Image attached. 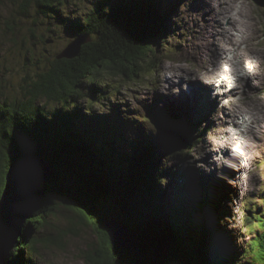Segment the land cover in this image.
I'll return each instance as SVG.
<instances>
[{
  "label": "rangeland",
  "instance_id": "obj_1",
  "mask_svg": "<svg viewBox=\"0 0 264 264\" xmlns=\"http://www.w3.org/2000/svg\"><path fill=\"white\" fill-rule=\"evenodd\" d=\"M96 1L63 0L61 12L70 17L67 24L61 23L57 15L40 14L34 5H31L27 17L20 18L17 22L12 21V8L15 12L21 0L1 1L0 80L4 88L0 95L1 102L7 98L14 100L22 97L20 82L23 78L36 76L38 70L35 64L40 62L44 54L55 59L56 53L71 44L77 34L74 26L91 11L92 4ZM212 1L167 0L168 3L178 4V13L173 17L178 27L176 31L173 29L174 31L165 34L166 39H160L163 42L157 47L158 53L169 51L167 56L160 58V54H151L149 60L142 64L140 76L136 78L138 83H132V78L116 74L113 72L115 69L106 72L102 77L113 87L110 90L106 88V93L100 92L98 99H85L82 104L90 107L88 114L106 118L105 125L90 123L94 131L105 135L108 133L116 140H124L128 144H123L120 151L130 153L149 146L157 153V158L162 161L161 167L168 174L170 172V178L165 181L163 189L168 191L167 198L172 201L168 208L173 212V207H177L174 223H186L190 226L188 231L193 230L194 234L198 233L200 236L209 233L214 256L220 255L215 248L216 239L220 241L222 254L230 256L227 264H247L251 255L257 258L262 256V250L256 246V242L264 236L262 223L258 221L261 217L264 219V111L261 108L264 107V9L256 6L257 0H246L249 5L246 9L256 25L246 41L237 43L233 39L234 45L238 44L240 57L235 59L234 51H229L228 56L235 65L220 62L221 69L216 71V80L211 82L218 89L214 94L211 92L207 100L204 85L210 84V80L204 67L215 71L219 61L213 58L205 66L204 60L214 47H219L215 31L219 33L217 29L229 25L228 21L223 23L216 18L218 6L215 0L214 4ZM259 2L264 3V0ZM233 34L240 38L239 30L233 31ZM46 39L50 43H46ZM229 45L221 49L223 56L233 46L232 43ZM30 49L33 50L35 59H27L28 56H33L27 52ZM217 57L220 60L221 54L218 53ZM249 64L252 71L256 72L253 79L252 76L248 77L247 67H243ZM223 67L233 68L236 76L228 80L227 75L221 73ZM196 81L201 83L203 89L194 88L191 94L194 98H191V84L194 85ZM87 84L88 82L85 83L86 87ZM230 90L234 92L229 94ZM102 93L106 95V100L101 98ZM180 97L184 107L179 103ZM45 101L46 99L41 98L38 103ZM232 101L244 106V109L233 113ZM204 102L207 103L205 111L202 107ZM259 103L261 107L258 106ZM254 105L260 108V112L254 111ZM164 111L172 113L179 126L191 128L188 131L190 144L181 153L172 152V134H175V128L163 127L161 125H166L165 123L159 124L158 121L157 124L155 119L150 120L148 117L155 113L156 120H160V117H167ZM201 112H205V118L201 117ZM248 113L256 116V120L249 126L246 121ZM244 130L247 132L243 143L246 151L245 160H241L239 143L237 139L231 141V135L235 138ZM103 135H98L96 139ZM95 143L101 145L99 140ZM93 159L90 157V160ZM45 161L49 160L41 159V162ZM37 167L38 170L41 168ZM57 180L49 185L54 193L58 191ZM71 187L73 185L68 183L64 188L68 191ZM74 192L72 190L71 193H77ZM65 207H62L61 212L41 219L43 222L36 230V264H89L86 260L87 252L94 251L101 243L93 227L75 215L68 206ZM72 219L80 223L74 230L71 229ZM30 220L37 223L38 218ZM111 244L110 242V247ZM106 246H109L107 241ZM27 254L24 258L30 259V252Z\"/></svg>",
  "mask_w": 264,
  "mask_h": 264
},
{
  "label": "trees",
  "instance_id": "obj_2",
  "mask_svg": "<svg viewBox=\"0 0 264 264\" xmlns=\"http://www.w3.org/2000/svg\"><path fill=\"white\" fill-rule=\"evenodd\" d=\"M62 4L63 0H21L15 12L12 8L10 17L17 22L27 17L34 5L40 14L57 15L61 23L67 24L70 17L61 12ZM173 11L172 7L165 9L158 0H97L74 26L77 34L73 40L86 39L78 56L58 58L62 50L55 54V59L44 54L35 64L36 76H26L20 82L22 97L0 101V197L7 172L15 161L47 158L59 172L58 191L54 193L52 187L46 186V195L36 212L37 223L28 221L24 236L6 264H36V230L43 222L41 219L61 212L65 206L92 226L101 239L94 251L87 252L89 264L228 263L229 255L214 256L207 232L200 236L188 231L190 226L185 222L174 223L177 207H173V212L168 208L172 201L163 189L170 172L161 167L157 153L149 146L130 153L120 151L127 143L94 131L90 123L105 125L106 119L88 114L90 107L82 104L85 99H98L100 92L106 93V88L113 87L102 77L113 69L138 83L142 64L151 54L156 55L160 39L170 31ZM32 51L27 50L33 55L27 57L29 60L35 59ZM1 83L0 80V95L4 89ZM41 98L46 99L45 103H38ZM101 98L106 100L103 93ZM162 122H171L175 126L170 127L180 129L179 137L172 138V152L184 151L191 141V128L179 126L170 113L162 117ZM98 135H103L98 139L101 145L95 143ZM68 183L73 187L66 191ZM72 190L77 193H71ZM108 221L135 232L140 238L138 257L126 255L124 262L116 256L113 245L110 247ZM258 221L264 230V219ZM79 225L77 220H71L72 230ZM256 246L261 248L262 256L251 255L247 264H264V236ZM28 251L30 259H25Z\"/></svg>",
  "mask_w": 264,
  "mask_h": 264
},
{
  "label": "water",
  "instance_id": "obj_3",
  "mask_svg": "<svg viewBox=\"0 0 264 264\" xmlns=\"http://www.w3.org/2000/svg\"><path fill=\"white\" fill-rule=\"evenodd\" d=\"M85 41L84 38L74 40L59 57L78 56ZM172 136L176 137L177 133ZM37 165L41 167L39 170ZM58 177L56 166L50 161L41 162L39 158L16 161L10 167L0 197V264L6 262L11 251L24 236L28 221L35 218L46 195V186L53 184ZM107 230L116 256L123 261L128 258L126 255L139 256L140 238L131 229L108 221Z\"/></svg>",
  "mask_w": 264,
  "mask_h": 264
},
{
  "label": "bare ground",
  "instance_id": "obj_4",
  "mask_svg": "<svg viewBox=\"0 0 264 264\" xmlns=\"http://www.w3.org/2000/svg\"><path fill=\"white\" fill-rule=\"evenodd\" d=\"M213 2V4H214V0L212 1ZM215 2H216V4H217V6H218V11H216L215 12V16H216V18H219L220 19V21H223V23H225V21H228V24L229 25H225V26H223V27H225V28H223V29H217V30H219V33H218V31H215L218 35L217 36H215V38H217L218 40H219V49L217 48L216 49V47H214L213 49H212V52L210 53V55L204 60V64H205V66H206V64L208 63V62H210L211 61V59H213V58H215L214 60L215 61H219L217 64H216V67H215V71L213 70V71H210V70H208L206 67H204V69H205V74L208 76L207 78L210 80V84H207V86L206 85H204V93H206L205 94V98L208 100V98H209V96H210V93L212 92L213 94L214 93H216V91H217V89H218V87H217V85L216 86H213V84H211V82L213 81V80H216L215 78H214V76H215V74H216V71H220V69H221V66H220V62H225V64L226 63H232L233 65H235V62L228 56V52L229 51H234L233 52V54H234V56H235V59H238V57H240L239 56V49H238V44H236V45H234V41H236L237 43H241V41H246L248 38H249V34H250V32L252 31V29H254V27H255V21L252 19V17H251V13L246 9L249 5H247V2H246V0H215ZM170 5H172L173 6V3H170ZM251 9V8H250ZM217 10V9H216ZM226 18V20L224 19V18ZM246 17V18H245ZM249 19V20H248ZM217 22V21H216ZM222 25H224V24H222ZM238 31L239 30V32H240V38H237V36L235 35V34H233V31ZM229 31H230V33H231V35H230V33H229ZM211 34V33H210ZM211 35H213V34H211ZM23 39V38H22ZM233 39H234V41H233ZM213 41H215V40H213ZM233 44V46H232V48H230V49H228L225 53H224V56H223V54L222 53H220L221 52V49L223 48H226V47H224V46H226V45H229V44ZM230 46V45H229ZM82 47V46H81ZM241 47V46H240ZM228 48V47H227ZM237 48V49H236ZM224 52V51H223ZM221 54V58H220V60H219V55H218V57H217V54ZM243 57V56H242ZM58 58H61V57H58ZM239 63H240V61H239ZM215 64V63H214ZM242 64V63H241ZM209 65V64H208ZM215 66V65H214ZM225 66V65H224ZM243 67H247V75H248V77H251L252 76V79L254 78V76L256 75V72L255 71H252V67H251V64H249V65H243ZM224 68V67H223ZM223 70V69H222ZM221 70V71H222ZM221 73H224V74H226L227 75V79L228 80H230V79H233L234 77L233 76H236V73H235V71H234V69L232 68V69H228V68H224V70H223V72H221ZM221 73H219V75L218 76H220L221 75ZM217 76V77H218ZM206 78V79H207ZM192 83V82H191ZM191 86L193 87V89L191 90V92L189 93L190 95H189V97H191V98H194V97H192L191 96V94H192V92H193V90H194V88H197L198 90L200 89V88H202L203 86L201 85V83H197V81L195 82V84L193 85V83L191 84ZM203 89V88H202ZM251 89H253V88H251ZM201 91H203V90H201ZM231 92H234L233 90L231 91L230 90V92H229V94H231ZM182 93L184 94V90L182 91ZM251 96V95H250ZM253 96V95H252ZM105 97H106V95H105ZM176 98H178V97H176ZM251 100V99H250ZM176 102V100H173V102ZM179 103L180 104H183L182 102H181V97L179 98ZM179 103L177 102V104L179 105ZM237 103H239V102H237ZM247 103H249V102H247ZM188 105V104H187ZM183 107H184V104L182 105ZM189 106V105H188ZM255 106V109H254V111L257 113V111H259L260 112V108L259 107H261L260 106V103L258 104V106H256V105H254ZM202 107H204V111H205V108H207V103L206 102H204L203 103V105H202ZM250 108V107H249ZM252 108V107H251ZM262 109H263V111H264V107L262 106L261 107ZM231 109H232V112L233 113H235V112H239V111H241V110H243L244 109V106H242V105H240V104H234V102L232 101L231 102ZM251 110V109H250ZM203 113H205V112H203ZM203 113L201 112V117L202 118H205V115H203ZM245 114V113H244ZM260 115V114H259ZM247 116H249L248 118H247V120L246 121H248L247 122V124H248V126L251 124V123H253L255 120H256V116L254 115V113H251V115H250V113H248L247 114ZM253 116V117H252ZM262 117V116H261ZM260 117V118H261ZM244 118V117H243ZM255 118V119H254ZM251 128H253V127H251ZM233 131V130H232ZM231 131V133H233ZM229 133V132H228ZM241 134V135H240ZM240 134L239 135H237V137H233L232 135H231V141H235L236 139V141L239 143V157H240V159L241 160H245V147H244V145H243V143H244V140H245V138L247 137V132H245V130L243 131V132H240ZM244 134H245V136H244ZM194 152V151H193ZM247 156V155H246ZM248 157V156H247ZM33 158H36V157H33ZM31 158H26L25 160H30ZM40 159H42V158H40ZM50 161V160H49ZM51 162V161H50ZM54 169V168H53ZM56 169H57V167H56ZM223 176V175H222ZM195 212V211H194ZM115 223V222H114ZM115 224H117V223H115ZM20 240H21V238H20ZM20 240H19V242H20ZM19 244V243H18Z\"/></svg>",
  "mask_w": 264,
  "mask_h": 264
}]
</instances>
